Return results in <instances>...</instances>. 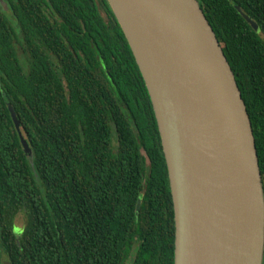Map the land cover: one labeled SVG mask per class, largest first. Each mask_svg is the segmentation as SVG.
<instances>
[{
    "label": "trees",
    "instance_id": "16d2710c",
    "mask_svg": "<svg viewBox=\"0 0 264 264\" xmlns=\"http://www.w3.org/2000/svg\"><path fill=\"white\" fill-rule=\"evenodd\" d=\"M197 2L245 104L264 201V0ZM173 240L152 106L107 0H0V264H173Z\"/></svg>",
    "mask_w": 264,
    "mask_h": 264
},
{
    "label": "water",
    "instance_id": "95a60500",
    "mask_svg": "<svg viewBox=\"0 0 264 264\" xmlns=\"http://www.w3.org/2000/svg\"><path fill=\"white\" fill-rule=\"evenodd\" d=\"M107 2L159 132L172 200L173 264H261L264 201L250 121L197 0ZM7 108L30 155L15 111ZM1 263L10 264L4 254Z\"/></svg>",
    "mask_w": 264,
    "mask_h": 264
},
{
    "label": "rangeland",
    "instance_id": "374dc122",
    "mask_svg": "<svg viewBox=\"0 0 264 264\" xmlns=\"http://www.w3.org/2000/svg\"><path fill=\"white\" fill-rule=\"evenodd\" d=\"M24 222V216L22 213H18L16 214L15 218H14V225L15 227L13 228V231L18 233L19 229L22 227Z\"/></svg>",
    "mask_w": 264,
    "mask_h": 264
}]
</instances>
